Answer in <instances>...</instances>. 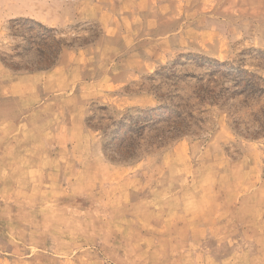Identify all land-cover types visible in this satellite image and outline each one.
<instances>
[{"label":"rangeland","instance_id":"rangeland-1","mask_svg":"<svg viewBox=\"0 0 264 264\" xmlns=\"http://www.w3.org/2000/svg\"><path fill=\"white\" fill-rule=\"evenodd\" d=\"M4 84L0 264H264V0H0Z\"/></svg>","mask_w":264,"mask_h":264},{"label":"crops","instance_id":"crops-1","mask_svg":"<svg viewBox=\"0 0 264 264\" xmlns=\"http://www.w3.org/2000/svg\"><path fill=\"white\" fill-rule=\"evenodd\" d=\"M3 75H11V74H9L8 72L5 74V71L3 72ZM16 82H20L21 83V81L23 80V77H24V74L23 73H21V72H18V74H16ZM11 85H8V86H5V84L4 85H2V90L1 91H3L2 92V94L0 95V98L1 99H6V98H8V99H16L18 96H19V100L20 101H22V100H25L24 98H23V94H22V90H20L19 91V93L18 94H16L15 96H11L12 94L11 93H9V87H10Z\"/></svg>","mask_w":264,"mask_h":264}]
</instances>
